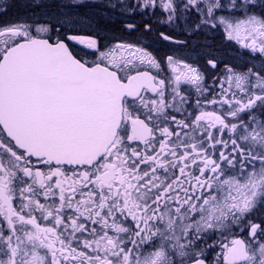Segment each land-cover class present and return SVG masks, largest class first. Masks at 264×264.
Here are the masks:
<instances>
[{
	"label": "snow or ice",
	"instance_id": "1",
	"mask_svg": "<svg viewBox=\"0 0 264 264\" xmlns=\"http://www.w3.org/2000/svg\"><path fill=\"white\" fill-rule=\"evenodd\" d=\"M25 6L0 21V264H264V0Z\"/></svg>",
	"mask_w": 264,
	"mask_h": 264
},
{
	"label": "rangeland",
	"instance_id": "2",
	"mask_svg": "<svg viewBox=\"0 0 264 264\" xmlns=\"http://www.w3.org/2000/svg\"><path fill=\"white\" fill-rule=\"evenodd\" d=\"M130 2H135V0H130ZM98 4H106L107 0H97ZM89 15L93 18L94 21L98 22L100 26L103 28H107L110 34L115 35L118 38L122 39H132V37L123 36V34L119 31V26L124 17L120 14L118 9H110L107 7H93L91 9H87ZM25 17V16H23ZM22 18L21 16L15 17L14 20ZM139 20V19H138ZM12 21V20H11ZM116 27V28H115ZM118 29V30H117ZM134 35V34H133ZM209 36L218 35V39H222L220 41L222 43L221 50L215 49L217 55L223 60L224 63L236 64L240 66H251L252 64H256L259 66L261 62V57L259 53L253 54L248 49L241 48L239 44L235 41H227L224 39L222 32H213L208 34ZM200 42H206L201 41ZM208 43V42H207ZM215 46L214 44H211ZM165 49L160 50V54L162 55ZM223 65H221L222 67ZM210 82V81H208ZM187 87V86H184ZM194 96V92L192 93Z\"/></svg>",
	"mask_w": 264,
	"mask_h": 264
},
{
	"label": "flooded vegetation",
	"instance_id": "3",
	"mask_svg": "<svg viewBox=\"0 0 264 264\" xmlns=\"http://www.w3.org/2000/svg\"><path fill=\"white\" fill-rule=\"evenodd\" d=\"M6 3L10 4L11 7L8 8L6 15L0 16V21H11L14 20L17 16H26L29 12V9L25 6L27 0H6Z\"/></svg>",
	"mask_w": 264,
	"mask_h": 264
},
{
	"label": "trees",
	"instance_id": "4",
	"mask_svg": "<svg viewBox=\"0 0 264 264\" xmlns=\"http://www.w3.org/2000/svg\"><path fill=\"white\" fill-rule=\"evenodd\" d=\"M139 19V16H137V20ZM109 28V27H107ZM106 28V29H107ZM116 28V27H115ZM111 29V28H109ZM118 30V29H117ZM201 41H206L208 42V44H214L215 46H212L214 49H218L220 51H222L221 49V46H222V43L220 41H222V39H218V35H212V36H204V35H201V37L199 38Z\"/></svg>",
	"mask_w": 264,
	"mask_h": 264
}]
</instances>
